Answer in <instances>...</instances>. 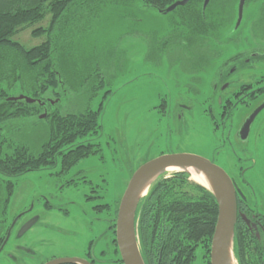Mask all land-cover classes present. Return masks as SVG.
<instances>
[{
	"label": "rangeland",
	"instance_id": "obj_1",
	"mask_svg": "<svg viewBox=\"0 0 264 264\" xmlns=\"http://www.w3.org/2000/svg\"><path fill=\"white\" fill-rule=\"evenodd\" d=\"M238 4L239 0H211L205 23L201 17L198 23L193 9L161 13L140 0H101L57 26V70L63 82L59 86L62 101L53 106L62 112H79L87 107L100 111L102 129L89 136H96V154L78 167L93 179L94 189L100 194L101 199H93L92 204L107 202L110 208L108 215L105 210H94L92 217L91 203L85 204L82 195L96 192L85 187L56 190L55 178L50 176L55 173L48 169L15 179L0 175V215L4 208L8 210L7 205L13 207L8 215L16 214L33 199L34 212L42 218L37 226L43 238L40 255L36 259L12 251L20 264H36L52 255L89 259L85 256L92 239H97L91 250L98 257L97 264H120L100 254L116 239L114 211L119 209L133 173L167 152L188 151L213 159L240 184L248 204L264 214V109L252 123L247 138L238 137L245 118L264 100V95L250 98L252 104L234 112L229 136L222 124L216 133L214 130L217 99L223 95L213 88L220 63L236 54L246 55L253 46L264 49V0L246 1L237 30ZM49 24L50 15L21 30L13 39L26 48L39 45L49 35L33 36L32 31ZM252 29L260 36L247 38ZM262 73L264 59L240 69L231 80L253 81ZM180 104L190 105L191 109H181ZM179 113L183 120L174 118ZM45 119L46 116L40 119L43 122L24 119L15 134L33 152H39L48 138L49 124ZM176 171L165 173L172 175ZM6 180L15 182L11 195ZM190 180L195 181L192 177ZM39 195H47L55 208L46 209ZM28 239L22 241L28 240L34 247L35 239ZM1 256L0 264H9ZM209 262L204 250L198 248L193 264H211V253Z\"/></svg>",
	"mask_w": 264,
	"mask_h": 264
},
{
	"label": "trees",
	"instance_id": "obj_2",
	"mask_svg": "<svg viewBox=\"0 0 264 264\" xmlns=\"http://www.w3.org/2000/svg\"><path fill=\"white\" fill-rule=\"evenodd\" d=\"M99 1L0 0V175L3 177L15 179L56 166L70 169L96 154L97 143L93 141L96 136H89L98 134V130L102 129L100 111L87 107L79 112H62L53 105L62 101L59 86L63 82L57 70L56 38L60 29L56 28L81 14V9ZM140 1L163 12L178 0ZM201 3L204 0H190L187 5L177 9H193L194 19L200 23L201 17L205 23L211 1L205 11L202 5L200 12ZM49 15L47 28L40 26L32 31L33 36L48 33V40L26 48L13 39L21 30L40 23ZM19 95L35 101L30 103L25 99H12ZM44 112L49 124L48 138L39 152H33L27 144L17 140L15 134L21 128V121L27 118L40 120L39 116ZM190 177L185 171L161 174L140 200L136 210V226L145 264H193L198 248L204 250L210 261L218 203L212 191L190 180ZM6 184L11 195L15 182L6 180ZM94 191V199L100 200L99 192ZM244 197L238 209L252 220L251 213L256 211ZM94 206L96 213L105 210L108 215L110 203ZM7 211L4 208L0 215V238L10 222ZM114 214V218L117 217V208ZM261 219L264 217L261 216ZM96 241H90L85 256L90 257L87 260L92 264L98 262L97 255L91 253ZM111 244L100 254L109 255L111 263L122 264L116 239ZM234 254L237 264H264V228L257 229L239 217L235 226Z\"/></svg>",
	"mask_w": 264,
	"mask_h": 264
},
{
	"label": "water",
	"instance_id": "obj_3",
	"mask_svg": "<svg viewBox=\"0 0 264 264\" xmlns=\"http://www.w3.org/2000/svg\"><path fill=\"white\" fill-rule=\"evenodd\" d=\"M211 0H204L203 11L206 10ZM247 0H239L238 18L236 27H239L244 15V8ZM190 0H178L167 7L162 13L175 11L180 6H185ZM12 99H25L27 102H34L35 99L19 95ZM41 102V101H40ZM45 104V102H43ZM264 109V103L259 106L249 117L242 129V138H247L250 127L256 116ZM45 115H41L43 118ZM177 167V171H185L190 174L188 168L203 171L211 180V187L208 188L215 195L218 203V219L212 239L211 264H236L234 254V234L238 221L239 209L236 185L228 172L207 157L196 153L175 152L162 154L142 164L132 175L121 198L116 220V240L118 243L121 258L124 264H145L142 257L136 226V210L142 197H144L151 184L169 168ZM148 185L147 192L142 191ZM249 223L248 219L243 216ZM26 224L20 235L28 228ZM92 264L81 257H59L46 264Z\"/></svg>",
	"mask_w": 264,
	"mask_h": 264
},
{
	"label": "flooded vegetation",
	"instance_id": "obj_4",
	"mask_svg": "<svg viewBox=\"0 0 264 264\" xmlns=\"http://www.w3.org/2000/svg\"><path fill=\"white\" fill-rule=\"evenodd\" d=\"M239 28L240 26L237 27V30ZM252 30L253 31L249 33L247 38H250L251 36L255 37V35H257V37L260 36L258 35L259 31H256L255 29H252ZM255 38H253V40ZM219 41H221L220 38H219ZM256 45H259V44H256ZM249 49L250 50L247 51L248 53L244 56L242 54H236V55L230 56L229 58H227L226 60L220 63L222 67L219 68V71L217 73L219 75V78L215 83H213L214 90L215 91L219 90L220 93L223 94L217 99L216 107L218 109V112L213 115L214 122H215V129H214L215 133L221 128V124H222V127L227 129L228 136H229V133H231V130H232L231 117L233 116L234 112L239 110L240 108L248 107L250 104H252L253 102L250 101L251 100L250 98L255 96L257 97V99H259L262 95H264V85H263L264 73H262L260 77L254 78L253 81L238 83L236 81H240V80H235V81L231 80V76L234 74H237L240 69L252 67L255 61L261 62L264 59V49L263 48L258 47V46L256 47L253 46V47H250ZM223 80L225 81L222 83ZM235 84H237V86H235ZM189 85H193V83H189ZM263 103H264V100L253 110L255 111ZM179 107L181 109L186 108L188 111L189 109H191V106L186 105V104L184 105L180 104ZM253 113L254 112L252 111V114ZM252 114L250 113L245 118L243 124L241 125L242 127L238 134V137L241 140L246 139V138H242V129ZM174 118L179 119V121L184 119L181 113L177 115L175 114ZM223 135L225 136V138H227V135L225 134ZM177 152H184V151H177ZM185 152H188V151H185ZM167 153H175V152H167ZM189 153H194V152H189ZM196 154H199V153H196ZM199 155H202V154H199ZM202 156L207 157L205 155H202ZM209 159L215 162L213 159L211 158ZM82 161L70 169H63L61 167H54V168L51 167L50 169L48 168V170H51V172L55 173L54 175H50V176L52 178H55V189L56 190L63 191L65 189H70L71 187L73 189L74 188L80 189V188L85 187L89 189L90 191H94L93 179L88 177V175L85 173V170L83 168L78 167L82 163ZM243 170L244 169H242V171ZM41 171H44V170H41ZM233 181L236 185L237 190L239 191L237 193V200L239 204L241 199L245 200V197L243 195V191L241 189L240 184L234 179ZM82 196L84 197L83 201L85 202V204L91 203V206L89 208L91 209L90 211L92 212V217H93L95 206L92 204V202L94 199V195H90L89 193H86ZM102 197H104V195H102ZM40 198L41 200H43V203L46 209L55 208V206L51 203L50 198L47 195H44V196L39 195L38 199ZM104 200L105 199H103L102 201ZM74 202L70 201V203H74ZM247 204H248V200H247ZM7 207H8V210L10 209L9 211H12L13 209L12 206H11L12 208L8 205ZM35 207H36V200L32 199L26 206L21 208L18 211V213L16 212V214H14L10 212L11 214L10 222L6 226L5 234H3L1 236L2 238H0V256L1 255L5 256V258L8 259L7 262L9 264H20V259L12 251L22 252L23 254L30 256L32 258L36 257V259L40 255L39 243L43 241V238L41 234L42 230L41 228L37 226L40 224L42 218L39 213L34 212ZM57 208L58 209L62 208V206H59ZM64 212H65L64 214L67 215V211L64 210ZM83 213L87 214V205ZM258 215L260 217H257ZM243 216H245L248 219L249 223L246 221V219H244ZM261 216L264 217V214H260L258 212L251 213V217H252V220H251L250 218L247 217L246 213H244L243 211H239L238 219L240 217L244 219L249 225L252 224L255 228L259 229L260 227L264 228V219H261ZM106 220L108 219L106 218ZM26 224L29 225L28 228L24 230V232L20 235L21 229ZM29 236L35 239V242H32L34 244V247H32L28 242ZM26 237L28 240H26V242L24 243L22 239ZM11 248L13 250H11ZM66 257H73V256H66ZM55 258H59V256L52 255L51 257L46 258V259H42V260L39 259V261H37L36 264H46L47 262Z\"/></svg>",
	"mask_w": 264,
	"mask_h": 264
},
{
	"label": "bare ground",
	"instance_id": "obj_5",
	"mask_svg": "<svg viewBox=\"0 0 264 264\" xmlns=\"http://www.w3.org/2000/svg\"><path fill=\"white\" fill-rule=\"evenodd\" d=\"M176 170H179V168L171 167L168 169V171H176ZM188 171L190 172L192 179H194L196 182H198L199 184H204L206 186L211 187L212 185L211 180L208 178V176L203 171H199L194 168H188ZM147 190H148V185L146 186V188L143 189L142 195H144L147 192Z\"/></svg>",
	"mask_w": 264,
	"mask_h": 264
}]
</instances>
